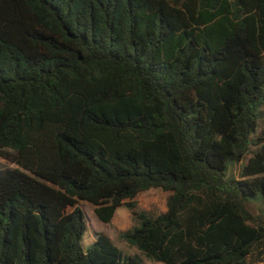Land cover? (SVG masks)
Masks as SVG:
<instances>
[{
    "label": "trees",
    "instance_id": "obj_1",
    "mask_svg": "<svg viewBox=\"0 0 264 264\" xmlns=\"http://www.w3.org/2000/svg\"><path fill=\"white\" fill-rule=\"evenodd\" d=\"M0 157V264H264V0H0Z\"/></svg>",
    "mask_w": 264,
    "mask_h": 264
},
{
    "label": "rangeland",
    "instance_id": "obj_2",
    "mask_svg": "<svg viewBox=\"0 0 264 264\" xmlns=\"http://www.w3.org/2000/svg\"><path fill=\"white\" fill-rule=\"evenodd\" d=\"M14 168L15 165L0 157V171ZM166 198L167 193L158 189H150L140 193L134 199L136 203L135 211L145 217L157 216L165 211ZM80 207L84 211L86 219V230L81 239L83 251H86L93 242L94 233H102L111 239L113 245L123 256L134 259L141 264H163L147 257L135 246L120 238L121 232L132 227H138L140 224L139 218L133 217L130 210L123 206L117 208L113 221L104 224L97 220L90 205L80 203Z\"/></svg>",
    "mask_w": 264,
    "mask_h": 264
},
{
    "label": "crops",
    "instance_id": "obj_3",
    "mask_svg": "<svg viewBox=\"0 0 264 264\" xmlns=\"http://www.w3.org/2000/svg\"><path fill=\"white\" fill-rule=\"evenodd\" d=\"M114 217V216H113ZM111 221H113V218H112V220Z\"/></svg>",
    "mask_w": 264,
    "mask_h": 264
}]
</instances>
